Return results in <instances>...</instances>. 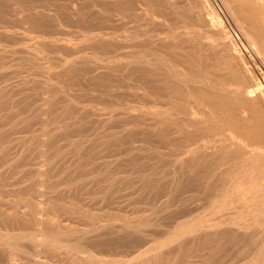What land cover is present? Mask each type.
Listing matches in <instances>:
<instances>
[{
    "label": "bare ground",
    "instance_id": "1",
    "mask_svg": "<svg viewBox=\"0 0 264 264\" xmlns=\"http://www.w3.org/2000/svg\"><path fill=\"white\" fill-rule=\"evenodd\" d=\"M139 2L145 5V9H141L148 14L147 19L150 21L154 15H160L163 20L158 23L163 26L187 27L197 23L208 29L217 25L216 43L202 44L198 32L178 34L171 30L167 37L153 40L148 37L153 46L127 53L124 50L126 38L116 33L119 28L115 21L121 16L138 18ZM224 2L244 24L245 35L252 47L264 52V0ZM13 15L16 18L10 19ZM159 19L154 18V21ZM119 20L118 24L121 23ZM0 21L5 26H19L27 32H37L41 37L49 36L53 41L60 40L55 35L66 33L67 28L94 31L85 36L86 41H91L93 50L84 57L85 62L131 63L130 74L145 79L148 88L145 99L148 101L153 96L152 103L159 106L151 113L150 125L140 131H147L146 139L151 136L150 132L159 143L172 146L167 155L177 167L170 171L173 180H169L171 185L168 184L176 197L184 196L187 192L184 190L193 186L206 193L199 211L178 217L180 219H176L172 227L167 231L163 229L162 237L159 235L160 238L147 246H143V238L147 240L150 235L144 228L149 220L122 219L124 221L119 225L109 221L90 229H75L61 225L55 211H49L54 205L50 209L51 203L45 198H16L12 201L11 211L0 209V222L17 227L12 233L0 232V264H154L162 254L160 250L173 242H184L185 238L190 239V244L201 239L206 244L216 238L219 248L214 245L213 249L211 245L191 247L182 255L180 264H264V111L261 115L264 90L249 65H240L236 56L227 51L230 33L208 0H0ZM3 33L0 31V38ZM138 36L128 37L134 40ZM20 39L4 42L14 43ZM42 41V38L37 39L35 43ZM230 41L236 44L233 39ZM47 44L53 43H43L44 46ZM210 62L228 63L229 69L220 72ZM75 67L70 65L66 73L74 72ZM84 67L80 69L81 74L89 86L96 80L100 82L103 76L108 77L107 72L93 75L95 68L92 65ZM107 87L105 82L102 88ZM164 106L173 108L176 114L185 118L172 117ZM202 106L208 107L204 118L190 119V114ZM188 126H192L191 129ZM207 132H213L216 138L209 135L210 139L204 141ZM216 134L221 136L217 138ZM127 135L130 138L131 135ZM168 186H165L166 190ZM20 200L29 209L20 210L17 206ZM183 200L189 199L182 197ZM155 201L158 200H154L153 205ZM175 202L178 204L179 200ZM177 207L179 210L181 206ZM208 258L213 261L208 262Z\"/></svg>",
    "mask_w": 264,
    "mask_h": 264
},
{
    "label": "rangeland",
    "instance_id": "2",
    "mask_svg": "<svg viewBox=\"0 0 264 264\" xmlns=\"http://www.w3.org/2000/svg\"><path fill=\"white\" fill-rule=\"evenodd\" d=\"M218 1L232 25L264 65V52L260 53L261 50L254 49L249 43L244 24L236 19L224 0ZM137 7L140 8L137 11L138 18L121 16L120 25L119 18L115 21V26L119 28L116 33L126 38L127 47L124 50L129 54L153 46L150 43L153 39L167 37L171 30L178 34L198 32L202 44L216 43L217 25L208 29L197 23L187 27L163 26L158 23L163 20L162 16L154 15L149 21L148 14L143 11L145 5L139 2ZM215 14L220 18L216 11ZM157 17L160 19L156 22L154 18ZM15 18L16 15L10 17ZM222 25L225 28L223 22ZM0 31H4L0 38V209L11 211L14 199L31 196L38 200L45 198L47 203L50 201L49 208L54 205L55 210L50 208L49 211H55L61 225L70 228L90 229L97 224L110 222L119 225L126 219L134 218L149 220L144 228L150 235L147 240L146 237L144 241L141 240L145 243L143 246L152 244L155 238L164 235L181 215L199 211L206 200L205 192H199L200 189L193 186L184 190L187 191L184 196L182 191H177L181 194L178 199L170 187V181L173 180L170 171L177 167L167 155L172 146L159 143L150 132V139H146L147 131H140L142 127L150 125L151 113L159 106L152 103L155 100L153 96L148 101L145 99L144 95L148 92L145 79L135 73L130 74L131 63L99 60L85 62L84 57L93 51L91 41H86L85 36L94 34V31L67 28L66 33L55 35L60 38L55 41L46 35L41 37L37 32H27L19 26H5L1 21ZM132 34L139 35L138 39H129L128 36ZM106 36L109 37L108 34ZM15 37L21 39L14 43L4 42ZM148 37L152 40H147ZM41 38V43H35V40ZM230 39L231 35L227 51L236 56L239 61L237 63L248 66L249 62ZM46 41H52L53 44L44 46ZM210 63L216 65L220 72L229 69V64L225 62ZM72 64L78 73H75L76 69L66 73ZM86 64L95 68L93 75L107 72L108 77L103 76L100 82L96 80L95 84L91 82L89 86L80 70ZM178 67L185 70L184 67ZM105 82L108 83L107 89L102 88ZM261 109L263 115V107ZM207 111L208 107L202 106L190 114L191 118L189 115L187 118L203 119ZM167 113L172 117L185 118L184 115L176 114L173 108H168ZM152 128L156 129L155 125ZM228 131L233 134V131ZM126 133L131 135L130 138ZM209 135L216 138L213 132H207L204 141L210 139ZM216 136L218 138L221 135ZM166 185H169L171 191L168 188L166 190ZM39 192H42L41 195ZM182 197L190 201L183 200V203ZM154 200L158 201L153 205ZM177 200L178 204L175 202ZM22 201L17 205L18 208L29 209ZM174 205H180L183 210H178ZM15 225L0 222V232L12 233L17 229ZM214 239L213 243L209 240L206 244L202 239L190 244L189 238L184 239L188 244L184 240L181 243L173 242L162 248L164 252L160 250L162 254L154 264H180L182 255L191 247L211 245L213 249L219 246V242L216 243ZM207 250L206 254L209 252ZM208 259L210 263L213 261Z\"/></svg>",
    "mask_w": 264,
    "mask_h": 264
},
{
    "label": "built area",
    "instance_id": "3",
    "mask_svg": "<svg viewBox=\"0 0 264 264\" xmlns=\"http://www.w3.org/2000/svg\"><path fill=\"white\" fill-rule=\"evenodd\" d=\"M209 4L214 8L217 14L222 19L225 28L229 31L233 41L236 43L237 47L240 49L244 58L249 62V66L253 73L256 75L262 89L264 90V65L260 58L255 54L253 49L244 41L241 34L232 25L229 18L227 17L225 11L220 5L218 0H208Z\"/></svg>",
    "mask_w": 264,
    "mask_h": 264
}]
</instances>
